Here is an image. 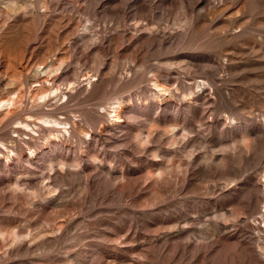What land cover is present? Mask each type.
I'll return each mask as SVG.
<instances>
[{
    "label": "rangeland",
    "instance_id": "1",
    "mask_svg": "<svg viewBox=\"0 0 264 264\" xmlns=\"http://www.w3.org/2000/svg\"><path fill=\"white\" fill-rule=\"evenodd\" d=\"M0 264H264V0H0Z\"/></svg>",
    "mask_w": 264,
    "mask_h": 264
}]
</instances>
